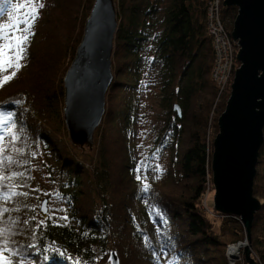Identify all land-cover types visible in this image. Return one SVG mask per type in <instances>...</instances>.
Wrapping results in <instances>:
<instances>
[{
    "label": "trees",
    "instance_id": "16d2710c",
    "mask_svg": "<svg viewBox=\"0 0 264 264\" xmlns=\"http://www.w3.org/2000/svg\"><path fill=\"white\" fill-rule=\"evenodd\" d=\"M147 1L126 9L119 5L126 15L114 36L118 68L106 93L104 120L93 135L96 152L88 167L65 143L62 119V79L80 42L88 0H44L43 18L29 37L22 67L0 87V111L9 114L8 123L0 127L4 137L0 158L11 157V161L4 159L0 172L23 173L0 182L14 185L11 190L19 193L5 200L3 193L8 190L0 191V209H7L0 211V228L10 231L14 242L10 247L19 248L23 255L18 256L31 264H105L110 251L118 264H228L217 228L198 208L212 180L207 117L184 130L189 102L202 96L217 99L210 81L212 45L205 33L207 0H170L161 20L153 24L147 20L153 18L156 4L148 7ZM220 12L230 34L236 8L221 5ZM156 25L159 33L148 30ZM147 63L158 67L160 101L168 114L155 142L161 147L167 138L169 169L163 180L143 182L137 179L134 164L135 94ZM174 105L181 117L173 111ZM12 133L18 138L13 140ZM263 148L264 140L252 186L260 208L249 240L250 253L258 254L260 263L264 262V187L257 184V177ZM39 149L50 154L64 176L58 193L67 208L66 222L54 224L42 218L30 202L35 193L30 188L31 163ZM144 183L150 186L147 192ZM224 219L221 230L225 223H236L232 217ZM233 227L230 243L243 242V228ZM241 258L246 264L243 252Z\"/></svg>",
    "mask_w": 264,
    "mask_h": 264
},
{
    "label": "water",
    "instance_id": "95a60500",
    "mask_svg": "<svg viewBox=\"0 0 264 264\" xmlns=\"http://www.w3.org/2000/svg\"><path fill=\"white\" fill-rule=\"evenodd\" d=\"M222 5L236 8L230 35L239 47V67L212 143L213 208L220 214L238 217L245 241H249L254 214L260 208L252 186L264 140V0H223ZM117 28L113 0H93L80 42L62 79V119L74 146L92 144L103 119L106 93L113 80L111 55ZM173 111L180 117L177 105ZM46 203L44 198L40 204L42 216ZM247 246L243 247L246 264H257ZM108 264H118L114 252L109 254Z\"/></svg>",
    "mask_w": 264,
    "mask_h": 264
},
{
    "label": "rangeland",
    "instance_id": "374dc122",
    "mask_svg": "<svg viewBox=\"0 0 264 264\" xmlns=\"http://www.w3.org/2000/svg\"><path fill=\"white\" fill-rule=\"evenodd\" d=\"M44 0H39V3H43ZM90 3V9L93 4V0H88ZM140 0H113L115 12H116V18L119 25L120 19L121 21L125 20L126 12L119 10V5H121L123 8H127L129 6H132L133 3H137ZM157 1V2H156ZM170 0H148V7L155 6V13L153 14V18H150L147 20V22H157V20H161V17L164 12V7L168 5ZM39 3H36L35 6L38 9V15L37 18L32 26L31 31H33L34 27L37 25V23L40 22L43 18V9L39 8ZM22 0H9V3L7 5L5 4L4 0H0V25H11L10 27L6 28V31L9 34H16L19 35V28L27 27V24L25 21H28L31 23L30 15H31V6H23L21 7ZM88 10L86 14V18L89 15ZM85 18V19H86ZM228 22V19H226V23ZM228 24V23H227ZM232 28V26H231ZM149 31L152 33H159L161 28L160 26L156 25L153 27L148 28ZM81 35V34H80ZM79 35V37H80ZM82 36V35H81ZM81 39V38H80ZM4 41H0V43H3ZM30 43V38L28 41V44L26 45V51L27 47ZM114 44V42H113ZM114 47L111 55V70L112 74H114L115 69L118 68L114 64V56L117 57V52L114 54ZM152 55V52L149 53ZM26 56V54H25ZM153 58V55L150 56V59ZM24 60V59H23ZM22 60V61H23ZM20 61V63L22 62ZM119 64V63H117ZM115 65V66H114ZM152 63H147V66L142 70V76L140 79V86L138 88V91L135 94V97L138 98V108L136 113V133H135V171L137 173V176L141 177V180L143 182L150 181V180H156L161 181L165 178L166 172L168 171V157L169 153L168 150L165 149L167 146V138L162 142L161 147H156V140L159 137V131L163 128V126L166 123L167 119V111L163 109L162 107V101H160V80L157 76V68L155 66H152ZM239 64L237 63V66L234 68V71L238 68ZM115 67V68H114ZM12 69L9 70V72ZM5 75V73L0 74ZM228 100V95H224V97L220 99H208L207 96H202L201 98L194 99L191 102L188 103L186 107V116L184 119L185 122V131L193 127V123L196 121H199L200 123L202 120L207 117L206 121V130H205V139L206 143L209 148L212 147L213 140L215 136L218 134V127H217V120L221 113L225 109L226 102ZM211 103V105H210ZM208 105H210L208 107ZM108 107V96L105 97V111ZM105 116V115H104ZM181 117V113H180ZM0 118H8L9 120V114L0 111ZM104 120V117H103ZM102 120V121H103ZM8 123V121H7ZM5 124H0V127L3 128ZM102 125V124H101ZM100 130V129H99ZM97 132H95L94 136H96ZM93 136V137H94ZM64 141L67 143L68 148L71 150V153L75 156H78L83 162L85 167H88L90 157L95 155L96 152V146H93L92 144H82L78 146H74L70 143V140L68 138V135L66 134L64 136ZM96 143V141H95ZM93 147V148H92ZM148 159H145V158ZM141 161H144V164H140ZM138 165L140 166V171H137ZM144 165H147V170H145ZM57 165L53 158L50 157L49 153H46L45 151L39 149L35 153V159L31 163V182H30V188L32 190H35V193L33 194V198L30 199V202L36 206L37 211L40 208V204L44 197L47 199L46 203V213L45 216L42 218H48L52 223L59 224L61 222L67 221V208L64 203V200L58 195V188L59 185L64 180V176L62 174H59L57 171ZM144 177H147L146 180H144ZM212 178V175H211ZM257 184H259L260 187H264V148L262 150L260 163L258 164V177H257ZM213 197H214V187L212 184V180L206 185L205 192L203 196L200 199L199 202V209L205 213L208 220L211 221L214 224V228H217L218 233L220 234L219 240L224 244V255L225 258L229 257V249L232 247H236L238 245H250L249 241H243L235 245H231V231L234 229L233 226H240L242 227V224L240 222V219L238 217H235V224H228L225 223L222 230L220 229L224 223L223 220H225L222 216L225 214H220L216 212L213 208ZM38 217L39 213L37 214ZM66 217V219H65ZM39 222L42 220L38 218ZM243 228V227H242ZM244 230V229H243ZM259 232L256 230L254 237L258 236ZM250 248V246H247ZM114 251H110L109 254ZM242 252L243 248L240 249L238 252V255L234 259V261H230L229 264H232L231 262H236L237 264H243L242 263ZM115 253V252H114ZM109 254L107 256V262L105 264L109 263ZM7 255V254H6ZM251 258L254 259V261L257 264H264V262H257L259 255L254 254L253 252L250 253ZM231 259V258H229ZM13 264H21V261H23V264H31L30 261L23 259L22 257L15 255L12 257Z\"/></svg>",
    "mask_w": 264,
    "mask_h": 264
},
{
    "label": "snow or ice",
    "instance_id": "6c2138e0",
    "mask_svg": "<svg viewBox=\"0 0 264 264\" xmlns=\"http://www.w3.org/2000/svg\"><path fill=\"white\" fill-rule=\"evenodd\" d=\"M36 3H39V0H22L21 7L23 6H31V23L25 21L27 27L19 28V35L16 34H9L6 31L7 27L11 25H0V41H4L0 43V74L9 73L7 75H0V87L4 84L10 82L12 79L15 78L19 69L22 67L20 61L25 58L26 54V45L28 44L29 37L34 33L31 31L32 26L37 18L38 9L35 6ZM45 5L43 3H39V8H43ZM10 69H14L13 71L9 72ZM8 118H0V124H6ZM5 131H11V129H5ZM13 140L17 139L15 133H12ZM4 137L0 136V140H3ZM3 147H0V153H3ZM4 159H8L11 161V157L0 158V167L3 166ZM145 159H148L147 157ZM140 164H144V161H141ZM145 170H147V165H144ZM137 171H140V166L138 165ZM15 176H23V173L12 172L10 175H6L3 172H0V182H3L6 179H11ZM137 179L140 180L141 177L137 176ZM147 177H144L146 180ZM15 186L5 185L0 183V191L7 189L8 191L3 193V199L7 200L10 199L12 195H17L19 193H15L11 189ZM149 185L144 183L143 191L147 192L149 190ZM23 195L27 196L28 193H23ZM59 195V194H58ZM2 212H6L7 209H0ZM66 219V217H65ZM12 234L8 229L0 228V264H13L12 257L15 255H23L19 248L10 247L13 241H11L10 236ZM7 254V255H6ZM23 264V261H21Z\"/></svg>",
    "mask_w": 264,
    "mask_h": 264
},
{
    "label": "built area",
    "instance_id": "2783aa9c",
    "mask_svg": "<svg viewBox=\"0 0 264 264\" xmlns=\"http://www.w3.org/2000/svg\"><path fill=\"white\" fill-rule=\"evenodd\" d=\"M222 2L223 0H207L204 19L205 33L211 40L213 54L210 68V81L216 89L217 99L224 95H228L229 97L230 86L235 72L234 68L237 66V63L239 64L236 60V54L239 50L237 42L231 38V35L222 23L220 12ZM222 217L234 218V216L229 215H224ZM235 258L236 256L232 257L230 255L226 257L228 264L230 261H234ZM231 263L234 264L235 262Z\"/></svg>",
    "mask_w": 264,
    "mask_h": 264
},
{
    "label": "bare ground",
    "instance_id": "6f19581e",
    "mask_svg": "<svg viewBox=\"0 0 264 264\" xmlns=\"http://www.w3.org/2000/svg\"><path fill=\"white\" fill-rule=\"evenodd\" d=\"M244 247V245H238L236 247H232L229 249L228 253L230 256H237L238 252L240 251V249H242Z\"/></svg>",
    "mask_w": 264,
    "mask_h": 264
}]
</instances>
